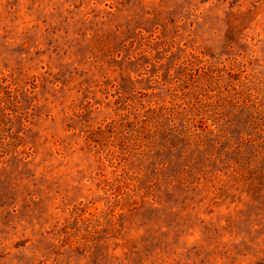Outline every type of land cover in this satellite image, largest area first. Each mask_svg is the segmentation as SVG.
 I'll use <instances>...</instances> for the list:
<instances>
[{
  "label": "rangeland",
  "instance_id": "374dc122",
  "mask_svg": "<svg viewBox=\"0 0 264 264\" xmlns=\"http://www.w3.org/2000/svg\"><path fill=\"white\" fill-rule=\"evenodd\" d=\"M0 264H264V0H0Z\"/></svg>",
  "mask_w": 264,
  "mask_h": 264
}]
</instances>
